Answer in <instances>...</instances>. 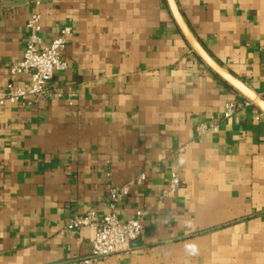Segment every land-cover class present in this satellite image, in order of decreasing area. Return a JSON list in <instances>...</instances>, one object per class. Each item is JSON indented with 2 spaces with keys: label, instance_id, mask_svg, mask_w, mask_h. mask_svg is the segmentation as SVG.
Wrapping results in <instances>:
<instances>
[{
  "label": "crops",
  "instance_id": "crops-1",
  "mask_svg": "<svg viewBox=\"0 0 264 264\" xmlns=\"http://www.w3.org/2000/svg\"><path fill=\"white\" fill-rule=\"evenodd\" d=\"M174 1L212 60L263 96L264 0ZM34 12L41 46L71 34L47 97L0 106V264H79L94 231L65 224L105 214L108 191L140 175L119 218L144 211L141 233L100 264H264V118H222L244 98L197 58L165 0H0V100L29 85L10 70ZM200 124L216 130L196 138ZM173 171L183 184L162 197Z\"/></svg>",
  "mask_w": 264,
  "mask_h": 264
},
{
  "label": "built area",
  "instance_id": "built-area-1",
  "mask_svg": "<svg viewBox=\"0 0 264 264\" xmlns=\"http://www.w3.org/2000/svg\"><path fill=\"white\" fill-rule=\"evenodd\" d=\"M39 3L35 2L37 6ZM26 42L20 61L10 70L11 76L24 75L29 80L26 88L6 86L0 106L7 105H31L32 102L47 97L48 83L53 75L66 69V63L62 57L66 41L71 34L68 27L61 28L56 37L41 46V17L38 13H32L26 23ZM264 68V66H263ZM55 96L60 97L56 92ZM241 110H249L256 120L264 118L263 115L247 100L241 104L227 103L224 105L222 118L227 120L239 114ZM216 130V126L200 124L195 129L196 138H200L208 132ZM186 150L183 146L176 153ZM164 159V157H163ZM144 176L140 175L127 184L113 187L107 195V211L99 216L94 210L87 211L82 216L71 218L63 227V232L72 234L81 228L93 229L94 236L90 243L87 256L78 261L79 264H100L112 255L127 254L130 244L137 240L142 230V218L144 211H136L134 217L121 221L119 204L128 196L132 187L141 185ZM183 182L177 171L170 173L167 185L162 191V197L174 195Z\"/></svg>",
  "mask_w": 264,
  "mask_h": 264
},
{
  "label": "water",
  "instance_id": "water-1",
  "mask_svg": "<svg viewBox=\"0 0 264 264\" xmlns=\"http://www.w3.org/2000/svg\"><path fill=\"white\" fill-rule=\"evenodd\" d=\"M167 8L171 17L180 31L185 42L193 53L201 60V62L209 68L214 74L219 76L224 82L230 85L237 93H239L245 100L251 102L255 108L264 116V95L258 96L255 92L248 89L239 80L232 77L221 66L216 64L212 58L203 50L200 44L196 41L191 31L183 21L174 0H165Z\"/></svg>",
  "mask_w": 264,
  "mask_h": 264
}]
</instances>
